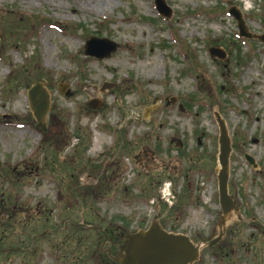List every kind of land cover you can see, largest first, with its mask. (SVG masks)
Returning <instances> with one entry per match:
<instances>
[{
  "label": "rangeland",
  "instance_id": "374dc122",
  "mask_svg": "<svg viewBox=\"0 0 264 264\" xmlns=\"http://www.w3.org/2000/svg\"><path fill=\"white\" fill-rule=\"evenodd\" d=\"M155 1L0 0V161L27 171L0 174V264H99L124 232L154 220L214 239L216 114L233 147L229 193L247 222L233 215L197 264H264L253 224L264 228V44L239 37L228 14L236 8L262 35L264 0H165L170 18ZM93 2L102 9L82 10ZM91 37L118 49L86 56ZM40 80L47 136L28 100Z\"/></svg>",
  "mask_w": 264,
  "mask_h": 264
},
{
  "label": "water",
  "instance_id": "95a60500",
  "mask_svg": "<svg viewBox=\"0 0 264 264\" xmlns=\"http://www.w3.org/2000/svg\"><path fill=\"white\" fill-rule=\"evenodd\" d=\"M158 12L165 18L171 16V10L167 7L165 0H156ZM229 15L237 22L239 36L254 39L264 44V32L262 35L249 32L241 13L236 8H231ZM118 49V45L108 39H90L85 47V55L96 59L110 58ZM211 57L225 58L221 49L212 48ZM45 82L41 81L33 86L28 92V100L33 117L38 126L46 131V118L50 107V97L44 88ZM105 90V88H103ZM103 90V91H104ZM63 92V91H61ZM90 108L96 109L97 101L88 103ZM219 126V167L216 169L218 180L219 204L222 215L218 222V236L210 242L194 243L188 236L166 231L159 221L154 220L144 230L126 234L120 245V253L114 259L117 264H194L199 260L200 250L204 245L213 247L220 242L225 234L227 222L231 216L239 217V208L234 197L229 194V172L230 156L232 153L231 139L228 135L224 121L216 115ZM247 160L254 165L251 158Z\"/></svg>",
  "mask_w": 264,
  "mask_h": 264
},
{
  "label": "flooded vegetation",
  "instance_id": "af4514ba",
  "mask_svg": "<svg viewBox=\"0 0 264 264\" xmlns=\"http://www.w3.org/2000/svg\"><path fill=\"white\" fill-rule=\"evenodd\" d=\"M48 132V129H47V131L45 132V136H47V133ZM22 167V171H18V169H17V166L16 167H10V166H6L5 164H4V162H1V164H0V174L1 173H4V176L3 177H7V176H5V174L6 173H10V175H13V176H15V177H17V176H19L20 175V173L21 172H24L25 171V174L27 173V171L26 170H24V167L23 166H21ZM24 170V171H23ZM2 171H5V172H2ZM34 171V170H33ZM32 172V171H31ZM239 201H242V197H240V199H239ZM239 208L241 209V208H243V206H242V204H239ZM247 222V219H243L242 221H240L239 223V225H242V224H244V223H246ZM253 223V222H252ZM254 225H256V226H258V227H260V228H262V226H260L259 224H255V223H253ZM262 230H264L263 228H262ZM114 238L113 237H111V239H110V243L112 244V242L114 241L113 240ZM106 243V242H105ZM112 248H113V246H111ZM15 253H16V251H14ZM114 254H113V253ZM119 252H120V250H119V246H118V248H116V249H114L113 251L112 250H108V252H107V260H104V262H103V260H102V263H100L99 262V264H116L115 263V261H114V258L115 257H117V255L119 254ZM18 253V252H17Z\"/></svg>",
  "mask_w": 264,
  "mask_h": 264
},
{
  "label": "bare ground",
  "instance_id": "6f19581e",
  "mask_svg": "<svg viewBox=\"0 0 264 264\" xmlns=\"http://www.w3.org/2000/svg\"><path fill=\"white\" fill-rule=\"evenodd\" d=\"M94 4V6H92V7H90L91 5L88 3L87 4V6L85 7V6H83L82 7V10L85 12V11H87V10H91V11H94L96 8H98V9H102V6H100V5H97V3H95V2H93ZM84 5V4H83Z\"/></svg>",
  "mask_w": 264,
  "mask_h": 264
},
{
  "label": "trees",
  "instance_id": "16d2710c",
  "mask_svg": "<svg viewBox=\"0 0 264 264\" xmlns=\"http://www.w3.org/2000/svg\"><path fill=\"white\" fill-rule=\"evenodd\" d=\"M166 211V210H165Z\"/></svg>",
  "mask_w": 264,
  "mask_h": 264
}]
</instances>
